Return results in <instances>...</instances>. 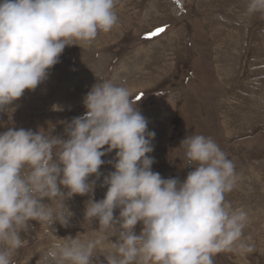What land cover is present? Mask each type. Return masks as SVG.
Wrapping results in <instances>:
<instances>
[{
	"label": "clouds",
	"instance_id": "obj_1",
	"mask_svg": "<svg viewBox=\"0 0 264 264\" xmlns=\"http://www.w3.org/2000/svg\"><path fill=\"white\" fill-rule=\"evenodd\" d=\"M116 4L0 0V113L13 112L15 101L44 83L66 47L112 30ZM256 14L264 18V0H246L245 15ZM137 101L127 87L97 80L83 98L84 114L67 124V138L43 129L0 132V264H14L32 221L49 229L53 264H94L97 251L106 253L105 264H214L222 252L254 250L244 237L247 211L226 199L238 180L234 163L213 138L191 134L179 147L193 171L183 181L154 172L156 134ZM113 151L114 171L97 201L102 157ZM75 196H89L84 220L98 222L94 238L56 235L54 224L70 225L66 201Z\"/></svg>",
	"mask_w": 264,
	"mask_h": 264
},
{
	"label": "rangeland",
	"instance_id": "obj_2",
	"mask_svg": "<svg viewBox=\"0 0 264 264\" xmlns=\"http://www.w3.org/2000/svg\"><path fill=\"white\" fill-rule=\"evenodd\" d=\"M245 9L246 0H117L116 26L80 48L66 47L49 78L15 101L13 112L0 113V132L43 129L67 138V124L85 112L81 92L87 94L97 80L124 82L152 131L157 130L152 170L183 181L193 168L185 167L181 141L191 134L211 137L234 163L240 187L253 196L248 202L251 218H260L255 211L257 205L264 209V199L257 200V189L264 188V18L246 16ZM158 28L164 31L152 36ZM41 88L46 96L38 94ZM231 129H236L233 136ZM114 158L115 151L104 156L100 181L114 171ZM98 187L95 200H101ZM233 197L239 199L234 192L226 196L233 207H245ZM82 198L89 196L71 199L81 213L73 215L69 227L53 225L58 237L94 238L98 222L84 220ZM36 224L32 221L29 232H21L26 243L14 253V264H53L47 257L49 229L43 226L38 235ZM253 227L244 233L252 252H222L214 256V264H264L263 220ZM141 228L136 226L137 234ZM110 239L115 242L116 237ZM104 255L94 253V264H105Z\"/></svg>",
	"mask_w": 264,
	"mask_h": 264
},
{
	"label": "bare ground",
	"instance_id": "obj_3",
	"mask_svg": "<svg viewBox=\"0 0 264 264\" xmlns=\"http://www.w3.org/2000/svg\"><path fill=\"white\" fill-rule=\"evenodd\" d=\"M210 72V71H209ZM74 74V73H73ZM129 75V74H128ZM125 76V75H124ZM127 77V76H126ZM124 83V82H123ZM123 83H121L120 85H122ZM82 93V96H85L86 95V93L85 92H81ZM38 94L40 95V97L42 96V94H43V96H46L47 94H46V91H43V89L41 88V90H39L38 91ZM174 97V96H173ZM176 97V96H175ZM40 100V99H39ZM71 100V99H70ZM170 100V99H169ZM168 100V101H169ZM76 101V100H75ZM244 105V104H243ZM172 106V105H171ZM231 108H235L234 106H232V104H231V106H230ZM15 108V107H14ZM227 108V107H226ZM170 109V108H169ZM59 110V109H58ZM237 112H244L243 111V109H238L237 110ZM163 116V115H162ZM226 118V117H225ZM169 119V118H168ZM169 122V121H168ZM251 124H253V123H251ZM250 124V125H251ZM157 128V127H156ZM152 129L153 128H151L150 127V123L148 124V130L149 131H152ZM155 129V128H154ZM155 131H157V130H155ZM154 131V132H155ZM158 135V134H157ZM156 135V136H157ZM58 136V135H57ZM160 136V135H159ZM161 137V136H160ZM161 140V139H160ZM157 148V147H156ZM233 151V150H232ZM158 153V152H157ZM114 155V154H113ZM108 156V155H107ZM152 156V155H151ZM154 156V155H153ZM156 156V155H155ZM114 157V156H113ZM104 158V157H103ZM102 158V159H103ZM161 158V157H160ZM106 160L107 159H105L104 161L106 162ZM108 164V163H107ZM106 165V164H105ZM104 166V165H103ZM102 166V167H103ZM240 176V175H239ZM240 177H242V176H240ZM239 179L240 178H238V180H237V184H236V187L234 188V190L232 191V192H234V194L235 195H238L239 196V199H237V197H233L234 199H233V201H244L242 204H244L245 203V207H242L243 209H245L246 211H247V213H248V215H249V222H248V224H247V227L245 228V230H244V233L246 234V235H248V230L251 228V227H253V226H255V224L257 223V222H260V223H262V220H263V222H264V209L263 208H261V207H258L257 209H258V212L257 211H255L256 213H260L261 215L259 216L260 218H258V215H253V218L254 219H252L251 218V216H250V214H253L251 211H249L248 209H250V206H251V204H249L248 205V202H250V199H248V197L247 196H249V195H247L245 192V190H247V189H242V188H240V185L238 184V182H239ZM91 181V180H90ZM102 183H103V181H100V179L97 181L96 180V184H95V186L98 184L99 185V187H98V193H99V195H100V198H101V200L104 198V196H105V193H106V191H107V189H105V188H103V187H101V185H102ZM258 184V183H257ZM258 191H257V193H258V199H260L261 200V198L262 199H264V188L263 189H257ZM250 191H255V190H253V189H250ZM249 190H248V193H251ZM96 192V191H95ZM96 194V193H95ZM229 194V193H228ZM256 194V193H255ZM226 196H227V194H226ZM78 197H80V196H78ZM235 198L237 199V200H235ZM98 199V198H97ZM230 199H232V198H230ZM81 201L83 202V208H85V205H86V201L87 200H85L84 198H82L81 199ZM98 201V200H97ZM235 203V202H234ZM66 204H67V206L70 208V210L74 213V215H78V214H80L81 213V210H79V209H81V208H77L76 207V205L74 204L73 205V203L71 202V199L70 200H68V201H66ZM236 204V203H235ZM81 206V205H80ZM243 206V205H242ZM238 207H241V205H239ZM35 222V221H34ZM35 226V225H34ZM254 228V227H253ZM35 230H36V233L39 235L40 233H42V230H43V226L42 225H40V224H36V227H35ZM262 231H263V233H264V227H263V229H261ZM261 231V232H262ZM29 232V231H28ZM48 233V232H47ZM31 235V234H30ZM27 235H25V237H26ZM32 236V235H31ZM35 236V235H34ZM36 237V236H35ZM103 252V251H102ZM96 262V261H95Z\"/></svg>",
	"mask_w": 264,
	"mask_h": 264
},
{
	"label": "crops",
	"instance_id": "obj_4",
	"mask_svg": "<svg viewBox=\"0 0 264 264\" xmlns=\"http://www.w3.org/2000/svg\"><path fill=\"white\" fill-rule=\"evenodd\" d=\"M231 112H233L232 110H230ZM237 129V128H236ZM236 129H234V130H232L231 129V131L230 132H228L230 135L229 136H233V132L235 133L236 132ZM246 171V170H245ZM239 174V173H238ZM251 179L253 180V178H255L256 177V175L255 174H252L251 173ZM264 178V176L262 177V179ZM241 179V178H240ZM252 180H250V182L251 183H257V181H253L252 182ZM241 188V187H240ZM252 193V192H251ZM253 195V194H252ZM248 199H250V202L252 201V199H253V196H251V195H249V198ZM257 200H259L258 198H257ZM263 202V201H262ZM261 204H264V202L263 203H261ZM259 206L257 205V208H258ZM249 234V233H248ZM264 234V233H263ZM264 239V235H263V238L261 239V240H263ZM261 242V241H260Z\"/></svg>",
	"mask_w": 264,
	"mask_h": 264
},
{
	"label": "snow or ice",
	"instance_id": "obj_5",
	"mask_svg": "<svg viewBox=\"0 0 264 264\" xmlns=\"http://www.w3.org/2000/svg\"><path fill=\"white\" fill-rule=\"evenodd\" d=\"M164 31V29L163 28H158V29H156V31L155 32H153V33H151V35L152 36H155V35H158V34H160L161 32H163ZM139 98V97H138Z\"/></svg>",
	"mask_w": 264,
	"mask_h": 264
}]
</instances>
